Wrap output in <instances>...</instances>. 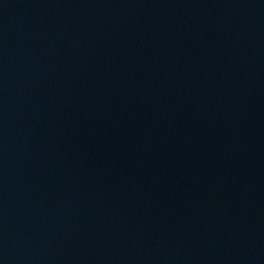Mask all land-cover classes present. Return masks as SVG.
<instances>
[{
    "label": "water",
    "instance_id": "water-1",
    "mask_svg": "<svg viewBox=\"0 0 264 264\" xmlns=\"http://www.w3.org/2000/svg\"><path fill=\"white\" fill-rule=\"evenodd\" d=\"M0 264H264V0H0Z\"/></svg>",
    "mask_w": 264,
    "mask_h": 264
}]
</instances>
